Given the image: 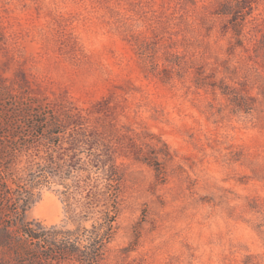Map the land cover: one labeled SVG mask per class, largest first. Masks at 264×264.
Instances as JSON below:
<instances>
[{"label":"rangeland","instance_id":"obj_1","mask_svg":"<svg viewBox=\"0 0 264 264\" xmlns=\"http://www.w3.org/2000/svg\"><path fill=\"white\" fill-rule=\"evenodd\" d=\"M17 100L65 121L26 219L110 228L94 263L0 264H264V0H0V117Z\"/></svg>","mask_w":264,"mask_h":264},{"label":"trees","instance_id":"obj_2","mask_svg":"<svg viewBox=\"0 0 264 264\" xmlns=\"http://www.w3.org/2000/svg\"><path fill=\"white\" fill-rule=\"evenodd\" d=\"M20 103L17 100L13 105L22 111L25 109L27 118L24 121L17 117L16 107L5 118L0 117V209L3 213L0 244L22 246L29 254L40 251L39 261L43 263L50 260L58 263L66 258L94 263L99 256V245L110 227L98 233V225L103 224H94L92 229L85 226L71 229L56 224L46 226L39 220L25 217L34 195L50 183L54 175L61 177L59 167L63 153L59 138L65 135V121L52 106L31 104L23 107ZM28 122L31 123L28 125L30 132L25 134L21 123ZM40 143L45 147V154L38 151L35 157H27L26 166L20 169L19 176L16 175L12 169L14 160L19 154L31 156L30 149ZM67 191L63 192L66 199L69 197ZM30 260L37 264L35 256Z\"/></svg>","mask_w":264,"mask_h":264}]
</instances>
